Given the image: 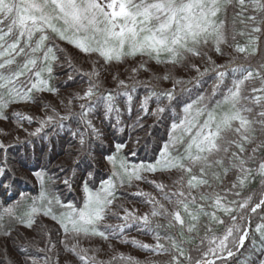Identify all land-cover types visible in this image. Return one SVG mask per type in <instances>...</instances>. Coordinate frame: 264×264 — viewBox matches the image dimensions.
<instances>
[{"label":"snow or ice","instance_id":"1","mask_svg":"<svg viewBox=\"0 0 264 264\" xmlns=\"http://www.w3.org/2000/svg\"><path fill=\"white\" fill-rule=\"evenodd\" d=\"M237 37H245L246 42L236 43ZM230 39L239 55L226 64H216L208 53L223 55V46ZM57 40L91 60L88 71L77 67L71 57L65 61L73 72L87 78V88L75 95L84 103L79 112L71 110V99L65 114L52 108V114L39 119L40 127L29 136H37L49 125L63 128L64 121L78 119L85 125V131L79 132L83 149L88 133L102 142V132L88 119L97 103L104 104L106 117L115 113L117 127L122 123L117 96L126 97L131 113L133 93L139 84H145L151 90L140 102L141 115L133 125L143 128L139 122L144 116L159 120L168 110L175 114L173 101L202 85L209 73L215 82L209 92H199L184 104L153 162L130 163L122 155L126 144L116 143L115 151L106 157L111 174L96 187L84 181L79 205L62 201L50 187L52 177L37 171L39 194L33 197L22 192L14 204L0 205V230L5 216L28 229L36 225L38 216L50 217L62 230L59 243L63 250L73 254L79 264H141L124 253L100 259L97 248L80 245L81 240L95 238L120 240L167 255L166 264H228L250 238L255 214L261 221L255 225L259 246L244 264H264V59L252 63L264 42V0H0V120L9 119L6 110L11 105L37 102L35 94L58 91L51 83L59 65L57 53L64 52ZM203 57L212 66L201 70L192 61ZM136 58L133 74L148 71L152 62L166 68L187 66L196 76L177 79L169 69L154 79L173 80L171 89L138 81L134 75L131 83L120 79L116 89L103 88L100 77L106 66ZM73 78L68 76V80ZM153 98L157 107L150 110ZM162 100L167 103L161 105ZM14 116L17 121L33 120L21 112ZM10 146L0 140V150L5 153L0 159V177L12 171L7 161ZM157 173H175L176 177L168 184L147 175ZM257 180L259 189L243 195ZM136 182L148 183L154 191L140 189ZM63 183L71 189L69 179ZM0 186L7 191L11 181ZM125 186H137V191L121 193ZM122 196L140 199L148 210L141 214L135 207L117 203ZM110 217L118 222H108ZM133 228L151 234L154 243L127 236ZM46 235L48 247L38 251L48 253L44 264H59L58 256L53 261L49 255L56 244ZM24 264L37 261L29 256Z\"/></svg>","mask_w":264,"mask_h":264},{"label":"trees","instance_id":"2","mask_svg":"<svg viewBox=\"0 0 264 264\" xmlns=\"http://www.w3.org/2000/svg\"><path fill=\"white\" fill-rule=\"evenodd\" d=\"M231 19V13L229 14V20ZM236 43H245V37H237ZM60 48L64 49V52H58L60 57L59 65L54 68V79L52 85L58 90L55 93L43 92L37 93L39 97L37 102H28L33 104L37 109H45L46 115H51L52 108H55L60 114H65L68 111V101L71 99V110L79 112L81 103L84 101L75 99L77 93L82 94L87 88V78L82 77L79 74L73 72L66 64V58L71 57L75 65L82 68L84 71L90 70L91 60L85 57L73 46L66 42L56 41ZM233 41L230 39L229 43L223 46L224 54L220 55L214 51H210L208 55L212 57V60L216 64H226L233 56L239 55L233 50ZM95 59V58H92ZM264 59V42L261 43V52L257 55L252 63L255 65ZM139 58L135 60L129 59L128 61L120 64H112L106 66L101 71V81L104 89H116L118 81L120 79L131 83L130 77H133L138 81L148 82L150 84H156L163 89H171L173 80H156L157 75H162L169 69L172 71L174 78L189 80L196 76L195 70L185 66L172 68L164 65H155L149 63V70L145 71L140 69L136 74L131 73V69L136 67ZM196 63L201 70L205 67H211L207 57L197 58L192 61ZM102 63V62H101ZM73 75L72 80H68V76ZM116 77V79H114ZM231 77L226 80V83L230 82ZM215 82V77L212 73L204 78L202 85L197 88H192L191 93H184L178 100L173 101L172 108L175 109V114L168 110L163 116L157 120L155 116H144L139 123L143 124V128L133 127L136 117L141 115L138 111L139 104L143 97L151 90L146 87L145 84H139L136 91L133 93L132 112H128V104L126 97L117 96L116 104L121 110L122 123L117 127L116 115L112 113L111 116H105L104 104L97 103L94 110L89 114L88 119L100 129L102 132V142L97 141L91 137V134H87L88 143L82 149L79 143V132L85 131V125L78 119H72L64 121V127L58 128L55 125H49L45 129L32 138L26 140V142L12 144L7 149V161L9 168L12 170L4 177H0V185L9 183L11 181V187L6 191L0 186V205L7 207L10 204H14L20 198V193H26L29 196H37L40 191V184L37 178L32 176L30 180L22 178L16 172L19 168H24L30 172L35 173L40 170H44L48 176L52 177V183L50 187L57 194H59L62 201L65 203L71 201L79 205L83 192L82 185L84 181L89 182L90 187L99 186L100 181L106 179L111 172L107 168L103 167V164L107 161L106 157L111 155L114 151V145L116 143H124L126 147L123 149L122 155L132 164H139L141 162L151 163L159 155V151L162 145L168 140V133L170 125L173 119H176L178 115H182V109L184 104L190 102L196 98L199 92H209L211 86ZM255 86L259 87V82H255ZM177 91H179L180 85H177ZM191 87V86H189ZM219 98V97H217ZM63 102V103H62ZM24 102L16 103L21 104ZM161 105L167 103L166 100H162ZM15 105V104H13ZM11 105L7 111L13 107ZM50 106V107H48ZM157 107L155 98L149 102V109ZM119 127H123L124 131L120 132ZM77 132L76 136L72 133ZM30 141V142H29ZM5 153L0 151V159L3 158ZM108 162V161H107ZM14 173V176H13ZM91 174V175H89ZM149 179H162L165 183L171 184L175 179L176 174L172 173L155 175L147 174ZM35 177V179H34ZM69 179L71 183V189L66 186L63 181ZM136 185L140 189L145 191H154L151 185L144 182H136ZM259 181L257 180L253 184L249 185L243 195H248L252 191L259 189ZM137 186L128 188L125 186L120 192H135ZM4 195V198H3ZM6 195V196H5ZM117 203H124L126 207H135L139 209V212L148 210V206L142 203L138 198L122 196ZM23 206V202L22 205ZM119 211V209H117ZM2 212V208H0ZM264 215V213H261ZM111 223H117L113 218H109ZM259 216L252 215V232L250 238L245 241V246L237 253L236 256L229 258L228 264H244L247 257L250 256L254 247L259 246L260 237L255 232V225L260 223ZM46 226V227H45ZM59 225L56 224L50 217L40 215L37 217V223L32 229H28L25 226L17 223L14 220L9 219L7 216L4 218V228L0 230V264H24L29 256L37 261V264H44V256L48 253L39 252L38 249H47L48 239L50 234L52 242L56 244L55 249L49 255L52 256L53 261L56 257H59V264H79L77 258L63 250V246L59 243L63 236L62 230H59ZM4 231H10V235H4ZM129 237H135L145 243H154L153 236L151 234H144L138 232L136 229H132L126 233ZM255 240L254 245L252 241ZM109 244L112 246L109 247ZM80 245L82 247H95L98 249V256L100 259L109 260L113 255L117 253H124L126 256H132L139 260L141 264H166L169 260L167 255H158L150 251L138 248L131 243H122L120 240L102 241L100 238L93 240H81ZM257 255H259L257 253ZM255 259V256L252 257ZM217 264H220L217 261Z\"/></svg>","mask_w":264,"mask_h":264},{"label":"rangeland","instance_id":"3","mask_svg":"<svg viewBox=\"0 0 264 264\" xmlns=\"http://www.w3.org/2000/svg\"><path fill=\"white\" fill-rule=\"evenodd\" d=\"M15 112H21L27 116H32L33 120L28 121L25 119L23 121H17L16 117L14 116ZM6 114L8 115L9 119L0 120V140H2L7 145H12L15 143H22L24 141L26 142L27 139L34 137L29 136V133L40 127L39 119L46 115V111L45 109H37L33 104L28 103L15 104L8 111L6 110ZM21 124L23 125L22 127L20 126ZM103 167L107 168V170L111 172V165L109 162L106 161L105 164H103ZM16 173L27 180H30L32 176H34L33 172L31 175L28 170L22 167L19 168Z\"/></svg>","mask_w":264,"mask_h":264}]
</instances>
